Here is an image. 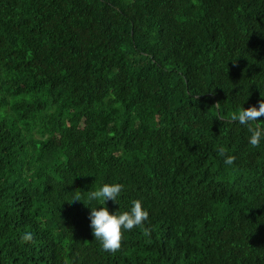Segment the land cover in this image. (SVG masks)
I'll use <instances>...</instances> for the list:
<instances>
[{"label": "trees", "instance_id": "16d2710c", "mask_svg": "<svg viewBox=\"0 0 264 264\" xmlns=\"http://www.w3.org/2000/svg\"><path fill=\"white\" fill-rule=\"evenodd\" d=\"M261 99L264 0H0V264H264V139L231 121ZM134 200L102 251L91 207Z\"/></svg>", "mask_w": 264, "mask_h": 264}, {"label": "clouds", "instance_id": "9594fccd", "mask_svg": "<svg viewBox=\"0 0 264 264\" xmlns=\"http://www.w3.org/2000/svg\"><path fill=\"white\" fill-rule=\"evenodd\" d=\"M215 107H219L220 103L217 102ZM260 117H264V99L258 102L257 106H250L247 109L241 108L238 112L231 115V121H238L241 125L248 126L249 144L252 147H259L261 140L264 139V128L257 122ZM255 124V127H252ZM218 155L224 157L226 165H233L236 157L227 154V149L220 147ZM123 185L119 183L104 184L97 190L87 192L89 201L97 200L105 205L106 201L116 202L120 195ZM81 201L80 195L77 194L72 202ZM149 218V213L143 208L140 200L132 201L130 211L117 212L110 214L107 207H91L90 213V227L93 231L95 240L100 243L101 249L104 252L115 254L121 249L123 236L125 231H132L134 228L143 227L144 222ZM144 234L150 235V231L144 228ZM34 239L31 232H26L22 237V242L30 243Z\"/></svg>", "mask_w": 264, "mask_h": 264}]
</instances>
